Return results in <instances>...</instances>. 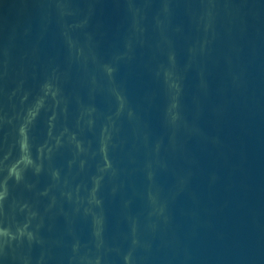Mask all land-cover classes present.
Wrapping results in <instances>:
<instances>
[{"label": "water", "instance_id": "obj_1", "mask_svg": "<svg viewBox=\"0 0 264 264\" xmlns=\"http://www.w3.org/2000/svg\"><path fill=\"white\" fill-rule=\"evenodd\" d=\"M0 264H264V0H0Z\"/></svg>", "mask_w": 264, "mask_h": 264}]
</instances>
